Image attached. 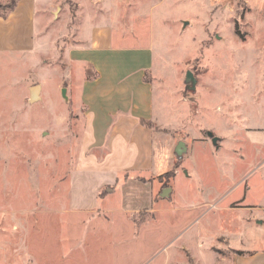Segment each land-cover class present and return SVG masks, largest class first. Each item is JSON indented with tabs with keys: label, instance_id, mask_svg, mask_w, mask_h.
Masks as SVG:
<instances>
[{
	"label": "rangeland",
	"instance_id": "rangeland-1",
	"mask_svg": "<svg viewBox=\"0 0 264 264\" xmlns=\"http://www.w3.org/2000/svg\"><path fill=\"white\" fill-rule=\"evenodd\" d=\"M152 5L144 10L155 59L145 78L166 89L155 111L182 125L181 136L191 128L190 144L211 132L222 139L220 150L187 152L184 173L159 177L173 193L156 204L166 207L158 215L144 211L127 221L117 195L105 217L72 209L67 178L81 110L72 109L74 87L67 100L61 89L74 68L48 46L0 44V264H230L231 248L250 253L232 264H264V0ZM63 11L72 18L75 3L64 1L57 21ZM68 22L59 35L67 42L77 20ZM118 31L138 35L123 25ZM187 72L194 91L186 89ZM35 86L40 99L30 102ZM218 186L221 199L209 201Z\"/></svg>",
	"mask_w": 264,
	"mask_h": 264
},
{
	"label": "crops",
	"instance_id": "crops-1",
	"mask_svg": "<svg viewBox=\"0 0 264 264\" xmlns=\"http://www.w3.org/2000/svg\"><path fill=\"white\" fill-rule=\"evenodd\" d=\"M64 1L16 0L14 10L6 19L0 18V44L19 48L48 46L53 48V56H60L62 63L74 68L66 69L64 79L68 82L66 91L76 93L72 109L81 110L78 147L67 178L69 205L77 211H94L105 217L111 212L109 202L117 195L123 200L121 205L126 204V220L128 215L144 211L158 215L166 207L156 204L169 200L167 197L173 193L170 185L168 196L161 198L166 187H161L159 177L171 172L174 179L184 173L183 162L188 159L176 158L177 143H185L188 153L199 149L210 153L214 149L216 153L222 139L217 138L213 145L206 133V139L196 138L190 144L188 138L193 139L194 133L191 128L181 136L182 125L166 118L165 111H155L156 96L165 97L166 93L158 82L145 78L147 73H153L155 49L144 6L152 10L155 0H132L124 9L123 0H117L116 8L113 0H70L77 13L71 18L63 11L57 21L55 14L62 10ZM71 19L77 23L67 42L59 35ZM122 25L133 33L134 29L137 31L135 40L119 33ZM77 70L75 74L73 71ZM71 87L75 89L73 93ZM163 105L166 110L167 104ZM257 153L260 156L261 150ZM184 175L185 179L191 176L189 172ZM222 190V186L216 187L215 192L209 190V201L220 198ZM150 202L151 207H146ZM231 250L242 255L233 253L230 264L250 254Z\"/></svg>",
	"mask_w": 264,
	"mask_h": 264
},
{
	"label": "water",
	"instance_id": "water-1",
	"mask_svg": "<svg viewBox=\"0 0 264 264\" xmlns=\"http://www.w3.org/2000/svg\"><path fill=\"white\" fill-rule=\"evenodd\" d=\"M185 84H186V89H189L191 91H194L195 90V86H196V79L195 77L193 76V74L191 72H187L186 73V76H185ZM38 91H39V87L38 86H35L31 89V93H30V102H35L37 100H39L37 94H38ZM65 92H66V89L65 88H62L61 89V96L64 98V100H67L66 96H65ZM207 136L208 138H210L211 142L213 145H216L217 144V137H215L211 132H207ZM187 152V148H186V145L185 143L183 142H178L175 149H174V154L176 156V158L178 160H181L183 155ZM170 192V189L169 188H165L162 193L160 194L161 198H165L168 196Z\"/></svg>",
	"mask_w": 264,
	"mask_h": 264
},
{
	"label": "trees",
	"instance_id": "trees-1",
	"mask_svg": "<svg viewBox=\"0 0 264 264\" xmlns=\"http://www.w3.org/2000/svg\"><path fill=\"white\" fill-rule=\"evenodd\" d=\"M16 7V1L10 0L9 2H5V4L0 3V18L6 19L8 14L14 10ZM166 175V174H165ZM236 255H242V252L234 251Z\"/></svg>",
	"mask_w": 264,
	"mask_h": 264
},
{
	"label": "built area",
	"instance_id": "built-area-1",
	"mask_svg": "<svg viewBox=\"0 0 264 264\" xmlns=\"http://www.w3.org/2000/svg\"><path fill=\"white\" fill-rule=\"evenodd\" d=\"M225 1H228V2H229V1H231V0H225Z\"/></svg>",
	"mask_w": 264,
	"mask_h": 264
}]
</instances>
